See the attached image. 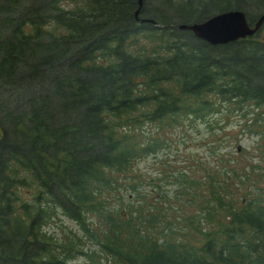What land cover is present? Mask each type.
Segmentation results:
<instances>
[{"label": "trees", "instance_id": "trees-1", "mask_svg": "<svg viewBox=\"0 0 264 264\" xmlns=\"http://www.w3.org/2000/svg\"><path fill=\"white\" fill-rule=\"evenodd\" d=\"M160 1L0 0V264H264V158L229 165L213 125L235 111L264 144V20L218 44L177 26L264 0ZM197 123L212 163L144 189L135 161Z\"/></svg>", "mask_w": 264, "mask_h": 264}, {"label": "rangeland", "instance_id": "rangeland-1", "mask_svg": "<svg viewBox=\"0 0 264 264\" xmlns=\"http://www.w3.org/2000/svg\"><path fill=\"white\" fill-rule=\"evenodd\" d=\"M148 6H157L160 7V0H145ZM214 123L213 125L218 126L222 125L225 130L223 137L224 140L219 142V149L232 152L235 157L227 155V163L237 167L238 170H248L249 167L244 163L245 161L251 162H260L264 158V144L260 147H257V143L260 141V138L252 131L247 130V128H239L241 122H247L249 119L245 117H237V113H229V111L223 112V114H213ZM144 128V131L152 132L155 130V125L152 124L150 129ZM253 129H256L258 125L251 126ZM217 129V128H216ZM166 135L171 138V145L168 147L166 152L160 150L157 152L156 156L147 154L140 159H137L133 164V171L136 172L138 178H141V186L144 189L149 190L152 186H155L157 183H161L162 188L166 189L168 194L173 195L177 192L172 184H164L167 181V178H164L163 170L175 169L178 166H184V162L187 160L200 158L202 155L203 158L208 159L209 163H212L214 158V153L206 148L204 142H206V135H208V130L204 129L203 123H197L195 126H188L185 129L177 128L172 131H167ZM212 143V142H211ZM239 145V150H236V146ZM218 150V149H217ZM163 173V174H162ZM264 180V174L261 176ZM263 183V182H261ZM236 186V184H233ZM232 187V186H231ZM264 199V197H263ZM62 220V222H61ZM76 225L66 217H61L55 219L51 222L50 226H47V231L54 232L55 234L63 233L67 230H76ZM85 261L78 257L73 260V264H83Z\"/></svg>", "mask_w": 264, "mask_h": 264}, {"label": "water", "instance_id": "water-1", "mask_svg": "<svg viewBox=\"0 0 264 264\" xmlns=\"http://www.w3.org/2000/svg\"><path fill=\"white\" fill-rule=\"evenodd\" d=\"M142 0H136L137 6L133 14L137 19ZM139 21H151V18L140 17ZM264 20V13L250 22L241 9H226L208 15L207 17L190 23L180 22L179 28L188 29L191 33L210 44L225 43L252 34ZM238 148V147H237Z\"/></svg>", "mask_w": 264, "mask_h": 264}]
</instances>
